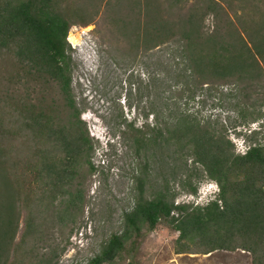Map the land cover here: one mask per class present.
<instances>
[{
	"label": "trees",
	"instance_id": "trees-1",
	"mask_svg": "<svg viewBox=\"0 0 264 264\" xmlns=\"http://www.w3.org/2000/svg\"><path fill=\"white\" fill-rule=\"evenodd\" d=\"M103 9L137 50L180 44L183 94L215 82L247 89L264 80V0H0V264H58L62 243L50 231L60 227L71 236L83 212L82 170H93L96 149L73 95L67 37L74 22L88 26ZM210 15L214 25L206 32ZM244 99L239 113L247 119ZM132 131L134 153L143 159L134 205L122 216V234L87 264L116 263L130 240L165 222L179 233L177 256L244 252L251 264H264V145L252 141L238 154L222 123L188 112L157 130ZM155 152L182 173L180 191L196 195L207 179L219 187L217 198L205 206L176 204L169 181L147 194Z\"/></svg>",
	"mask_w": 264,
	"mask_h": 264
},
{
	"label": "rangeland",
	"instance_id": "rangeland-1",
	"mask_svg": "<svg viewBox=\"0 0 264 264\" xmlns=\"http://www.w3.org/2000/svg\"><path fill=\"white\" fill-rule=\"evenodd\" d=\"M183 7L185 13L188 5ZM103 12L104 9L88 26L80 22L73 25L87 29L93 48L96 46L95 54L90 48L80 53L78 48L73 54L72 83L77 108L82 112L81 119L96 150L91 158L93 170L87 164L82 170L86 202L73 225V234L69 236V230L63 231L60 227L50 231L62 243L58 264H87L104 242L115 234H122V216L134 205V178L140 176L143 165V159L134 153L132 128L144 132L149 128L157 130L178 113L188 112L191 118L203 123H222L238 154L245 153L252 141L264 145V80L247 89L215 82L208 88L199 85L191 89L194 93L183 94L182 79L177 78L184 69L178 55L180 44L173 41L150 51L137 50L115 33ZM204 24L205 31H211L213 16H208ZM228 94L233 96L226 99ZM242 99L246 101L242 107L247 109L248 120L239 113L238 104ZM252 104L256 107H251ZM252 116L259 118L251 121ZM261 127L262 131L255 133ZM155 153L150 159L147 194L152 195L169 181L179 193L176 204L205 206L208 199L215 198L216 184L203 179L196 194L202 197V202H193L192 194L179 189L182 173L174 172L163 156ZM197 181V177L193 178V185ZM178 237L173 226L162 223L153 233L130 240L122 258L114 264L252 263L251 256L244 252L188 255L186 260L184 255L174 254Z\"/></svg>",
	"mask_w": 264,
	"mask_h": 264
},
{
	"label": "built area",
	"instance_id": "built-area-1",
	"mask_svg": "<svg viewBox=\"0 0 264 264\" xmlns=\"http://www.w3.org/2000/svg\"><path fill=\"white\" fill-rule=\"evenodd\" d=\"M67 41L70 43L72 49L74 50V53L78 51V48L81 49L78 51V53L86 49L88 50L89 48L93 51V53L96 51V46L93 48L94 44H91V35H89V32L85 28L72 26L70 28ZM201 198L202 197H191L192 201H194L195 203L202 202Z\"/></svg>",
	"mask_w": 264,
	"mask_h": 264
},
{
	"label": "clouds",
	"instance_id": "clouds-1",
	"mask_svg": "<svg viewBox=\"0 0 264 264\" xmlns=\"http://www.w3.org/2000/svg\"><path fill=\"white\" fill-rule=\"evenodd\" d=\"M262 131V127L259 129V130H257V132L255 131V133H258V132H261ZM254 133V134H255ZM251 134L253 135V132H251ZM247 152V151H246ZM245 152V153H246ZM245 153H243V154H245ZM215 183V182H214ZM216 184V183H215ZM216 186H217V184H216ZM217 192H215V198L213 199V200H215L216 198H217V195H218V193H219V187L217 186V190H216ZM192 197H199L198 195L196 196V195H192ZM213 200H211V201H213ZM211 201H209V199H208V203H210ZM194 202V201H193ZM207 203V204H208ZM82 237H84V235L82 236Z\"/></svg>",
	"mask_w": 264,
	"mask_h": 264
},
{
	"label": "crops",
	"instance_id": "crops-1",
	"mask_svg": "<svg viewBox=\"0 0 264 264\" xmlns=\"http://www.w3.org/2000/svg\"><path fill=\"white\" fill-rule=\"evenodd\" d=\"M210 256H211V255H210ZM184 257L186 258V260H188V255H185Z\"/></svg>",
	"mask_w": 264,
	"mask_h": 264
}]
</instances>
